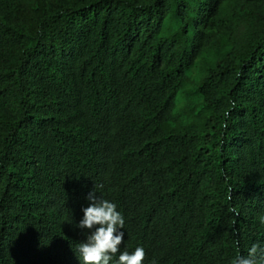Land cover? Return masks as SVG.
I'll use <instances>...</instances> for the list:
<instances>
[{
    "label": "trees",
    "instance_id": "trees-1",
    "mask_svg": "<svg viewBox=\"0 0 264 264\" xmlns=\"http://www.w3.org/2000/svg\"><path fill=\"white\" fill-rule=\"evenodd\" d=\"M92 192L144 264L264 244V0H0V264H81Z\"/></svg>",
    "mask_w": 264,
    "mask_h": 264
},
{
    "label": "clouds",
    "instance_id": "clouds-1",
    "mask_svg": "<svg viewBox=\"0 0 264 264\" xmlns=\"http://www.w3.org/2000/svg\"><path fill=\"white\" fill-rule=\"evenodd\" d=\"M89 206L84 208L83 218L76 225L86 230V240L77 245L81 264H144L145 250L137 247L133 252L121 251L124 242L125 217L117 210V205L95 192L89 194ZM260 226L264 227V215L258 217ZM119 255L117 256V254ZM229 264H264V244H253L246 255L236 254Z\"/></svg>",
    "mask_w": 264,
    "mask_h": 264
}]
</instances>
